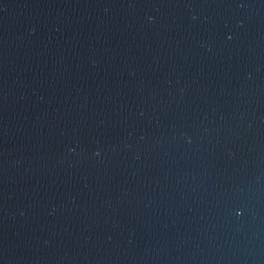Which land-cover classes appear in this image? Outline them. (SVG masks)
Here are the masks:
<instances>
[{
    "label": "water",
    "instance_id": "obj_1",
    "mask_svg": "<svg viewBox=\"0 0 264 264\" xmlns=\"http://www.w3.org/2000/svg\"><path fill=\"white\" fill-rule=\"evenodd\" d=\"M0 264H264V0H0Z\"/></svg>",
    "mask_w": 264,
    "mask_h": 264
}]
</instances>
